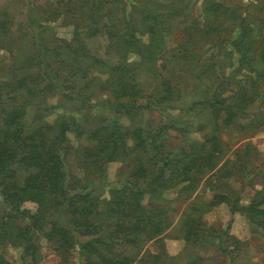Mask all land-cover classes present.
<instances>
[{"label": "trees", "instance_id": "trees-1", "mask_svg": "<svg viewBox=\"0 0 264 264\" xmlns=\"http://www.w3.org/2000/svg\"><path fill=\"white\" fill-rule=\"evenodd\" d=\"M20 2L18 22L0 5V264H39L47 252L66 264L74 250L80 264H208L142 251L171 226L164 194L188 197L202 181L211 199L190 208L227 204L264 252V184L243 202L227 182H248L252 147L221 137L264 127V0H200L171 49L163 32L187 19L190 0ZM65 15L77 18L71 38L52 37L50 20ZM109 162L120 163L113 181ZM191 215L180 238L236 264L228 226L205 233ZM6 245L22 248L20 263Z\"/></svg>", "mask_w": 264, "mask_h": 264}, {"label": "rangeland", "instance_id": "rangeland-1", "mask_svg": "<svg viewBox=\"0 0 264 264\" xmlns=\"http://www.w3.org/2000/svg\"><path fill=\"white\" fill-rule=\"evenodd\" d=\"M45 1L48 0H31V3L34 6H42L45 4ZM236 1H239L242 5L251 7L250 3H253L256 0ZM49 2L53 4L54 0H49ZM190 2H193L194 6L192 8V13L186 17L187 19L181 18L171 22L167 25V30L163 32L165 47L171 49L177 45L183 37L182 29L184 26L189 23L191 16L197 15L200 12V0H190ZM50 3L47 5L48 13H51V9L53 7ZM1 4L5 7H10V11L15 15V21L18 22L21 20L24 8L22 7L20 0L15 2L12 0H0V5ZM84 17L85 16L83 15L82 18ZM63 18L64 17L62 16L58 21H54V18L53 20H50L54 28L52 37L60 40H69L71 38L73 22L76 21L77 18H69V16L65 15L64 22ZM99 45H102V43L96 41L89 44V46L93 49L98 48ZM97 51H99V48ZM2 53L3 51L0 52V55H2ZM94 73V71L90 72L91 75ZM55 100L56 97L50 99L52 102ZM221 137L231 149H242L245 144L252 147L250 148V163H252V166L249 168L251 172L248 176V182L244 184L239 178H230L227 181L228 186L233 191L235 190L237 195H240L241 200L243 202H248L253 197L255 189H260V187L264 184V182H261L264 181V127H247L238 129L235 126H231V128L222 130ZM70 138L72 139V142H75L72 135H70ZM229 153L232 154L231 152ZM119 166L120 163L118 162L107 163V180L113 181L115 179V174ZM185 195L186 194L183 193L181 195L178 190H171L164 194L165 201L162 204L167 207L166 209L168 210V215L171 220V226L165 234L162 235L160 240L147 242L142 251L145 253H157L162 251L168 257L173 256L174 260L176 259V261H181L183 263L198 254L206 259L211 258L209 259L210 262L207 261L208 264H216L217 261L220 260V255L213 247H192L180 238L178 230L181 226L183 216H185L186 213H190L192 214L191 216L196 215L199 217L201 223L206 227L205 233H209V229H213L215 232H221L228 226L229 233L234 235L240 241L239 248L236 251V264H264V252L262 248L263 238L258 232L254 231V228L248 220H246L239 213H230L229 206L224 203L211 209L197 208V210L193 211L190 208L193 203L199 205L207 203L211 199L212 192L207 188L203 181L198 184L188 197H185ZM0 206H2L1 201ZM23 207L29 208L33 211L36 208V204L28 201L23 204ZM159 245H162V247ZM116 249L118 251H123V248L118 246ZM2 250L10 261L14 263L21 262V247L6 245ZM124 250L126 253H130L128 248H125ZM45 255L46 256L43 257L39 264H60V260L56 255L50 252L45 253ZM66 264H80V258L77 250L73 251L71 258Z\"/></svg>", "mask_w": 264, "mask_h": 264}]
</instances>
